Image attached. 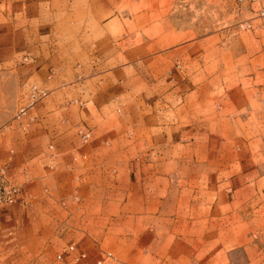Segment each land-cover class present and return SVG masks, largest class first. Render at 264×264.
<instances>
[{
  "label": "crops",
  "instance_id": "0c3cea01",
  "mask_svg": "<svg viewBox=\"0 0 264 264\" xmlns=\"http://www.w3.org/2000/svg\"><path fill=\"white\" fill-rule=\"evenodd\" d=\"M120 6L0 0V167L17 188L0 264H214L218 225L264 185L263 42L241 63L216 45L207 79L193 43L141 55ZM29 84L46 95L16 118Z\"/></svg>",
  "mask_w": 264,
  "mask_h": 264
},
{
  "label": "rangeland",
  "instance_id": "374dc122",
  "mask_svg": "<svg viewBox=\"0 0 264 264\" xmlns=\"http://www.w3.org/2000/svg\"><path fill=\"white\" fill-rule=\"evenodd\" d=\"M110 2L121 5V10L127 14V32L137 31L135 42L141 43L137 44L141 55L149 56L157 53L165 55L168 47H174V53L179 55L187 42L193 43L200 54L208 55V58L212 57L210 58L212 64L207 70L209 74L207 79H217L218 76L212 60L214 51L218 50L216 45H219L223 55L229 57L235 55L238 63H241L244 55H249L254 49L253 43L263 42L264 47V36L260 30L254 31L238 25L243 21L257 24L262 20L256 17L255 10L258 6L256 3L238 5L232 0H110ZM139 8L142 9L140 13L142 27H137L136 30L132 25L131 29L129 19L134 20V11ZM154 9H157L158 23L151 26V20L155 21L157 14L152 11ZM139 10L137 13L140 12ZM132 40L134 42V39ZM202 40H205L202 44L205 49L199 46L198 41ZM129 45L134 46V44ZM207 51L208 53L204 54ZM146 77L149 79L152 76ZM223 79L230 80V76H224ZM20 93L23 92L19 91L18 95ZM18 100L16 99V102ZM3 112H6V109L0 108V114ZM247 173L252 172L242 173L243 179H247ZM263 186L260 183L254 191L252 188L248 190V195L251 196L249 201L245 202V199L240 197V201L244 200L239 203L238 219L230 218L228 215V218L224 217L218 225L217 233L213 238V242L216 243V247H213L216 249L214 264H264ZM243 189L240 195L246 196L247 190ZM252 213L253 218H251Z\"/></svg>",
  "mask_w": 264,
  "mask_h": 264
},
{
  "label": "built area",
  "instance_id": "2783aa9c",
  "mask_svg": "<svg viewBox=\"0 0 264 264\" xmlns=\"http://www.w3.org/2000/svg\"><path fill=\"white\" fill-rule=\"evenodd\" d=\"M238 5L256 3V17L259 20L257 24H251L249 21L240 22L238 25L241 28L252 29L254 31L260 30L264 36V0H232ZM46 90L35 84H29L25 87L22 93L21 102L17 106L14 117H20L24 115L27 110L38 101L40 98L46 95ZM81 103V102H80ZM76 137L78 141L83 144L86 143L90 137L91 130L86 125H78L75 129ZM83 156V154H81ZM3 168L0 167V206L12 203L16 199L17 188L16 185L3 180ZM73 244L67 245L66 249L72 250ZM85 256L84 252H79L76 256L80 259ZM57 257L59 255L57 254ZM99 263V262H98Z\"/></svg>",
  "mask_w": 264,
  "mask_h": 264
}]
</instances>
